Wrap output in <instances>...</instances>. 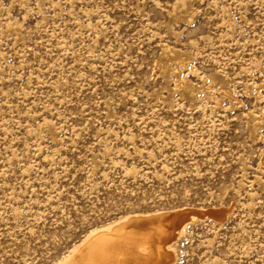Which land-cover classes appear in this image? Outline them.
<instances>
[{"label": "rangeland", "instance_id": "1", "mask_svg": "<svg viewBox=\"0 0 264 264\" xmlns=\"http://www.w3.org/2000/svg\"><path fill=\"white\" fill-rule=\"evenodd\" d=\"M180 208L174 264H264V0H0V264Z\"/></svg>", "mask_w": 264, "mask_h": 264}, {"label": "bare ground", "instance_id": "2", "mask_svg": "<svg viewBox=\"0 0 264 264\" xmlns=\"http://www.w3.org/2000/svg\"><path fill=\"white\" fill-rule=\"evenodd\" d=\"M184 15L180 12L175 16ZM198 217L224 221L226 210L196 212L180 208L125 216L92 230L56 264H174L173 245L187 224Z\"/></svg>", "mask_w": 264, "mask_h": 264}]
</instances>
